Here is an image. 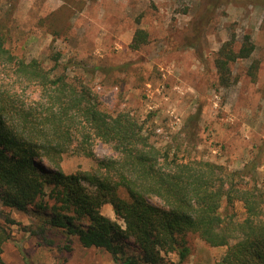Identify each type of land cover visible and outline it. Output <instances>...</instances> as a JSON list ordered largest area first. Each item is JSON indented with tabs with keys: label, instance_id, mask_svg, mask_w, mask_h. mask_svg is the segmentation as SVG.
<instances>
[{
	"label": "trees",
	"instance_id": "obj_1",
	"mask_svg": "<svg viewBox=\"0 0 264 264\" xmlns=\"http://www.w3.org/2000/svg\"><path fill=\"white\" fill-rule=\"evenodd\" d=\"M221 2L264 8V0H204L203 22ZM203 22L193 29L194 40ZM7 30L0 22V204L33 219L24 229L40 246L55 248L61 259L76 244L104 250L114 264H185L194 236L226 248L215 264H264L259 162L230 170L186 154L179 140L157 145L149 126L127 111H107L92 86L70 77L60 54L47 69L38 58L20 56ZM147 43V32L137 29L129 49ZM255 50L249 32L232 33L220 45L213 58L218 88L237 83L233 67L249 59L245 74L256 80ZM28 90L36 98L25 97ZM98 142L116 156L98 158ZM66 158L88 166L65 172ZM105 204L123 228L101 214ZM8 238L0 226V253Z\"/></svg>",
	"mask_w": 264,
	"mask_h": 264
},
{
	"label": "rangeland",
	"instance_id": "obj_2",
	"mask_svg": "<svg viewBox=\"0 0 264 264\" xmlns=\"http://www.w3.org/2000/svg\"><path fill=\"white\" fill-rule=\"evenodd\" d=\"M204 0H0V22L8 28L15 51L38 58L49 69L51 56L70 77H80L99 94L109 112L127 111L153 130L159 146L179 140L186 154L240 170L259 162L264 181V8L221 2L203 22ZM204 30L194 40L193 29ZM145 30L148 43L129 49L134 32ZM251 34L252 58L260 61L257 78L245 74L251 59L235 64L237 83L218 88L213 66L220 45L235 33ZM186 38L193 45L186 44ZM188 42V41H187ZM25 97L35 94L28 90ZM33 96V97H32ZM36 98V97H35ZM190 116H193L190 120ZM98 158L116 154L95 144ZM86 160L66 158L65 172ZM235 210L241 216V204ZM101 214L117 222L112 207ZM12 219L10 224L7 220ZM33 219L0 204V226L9 238L2 244L0 264H114L104 250L76 244L61 259L55 248L40 246L24 227ZM185 264H215L226 248H212L189 238ZM177 262L175 254L167 256Z\"/></svg>",
	"mask_w": 264,
	"mask_h": 264
}]
</instances>
